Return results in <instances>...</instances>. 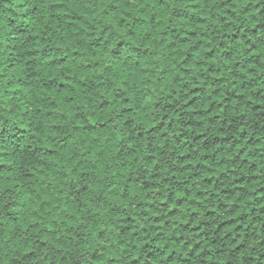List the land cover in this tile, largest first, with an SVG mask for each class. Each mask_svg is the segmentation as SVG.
I'll use <instances>...</instances> for the list:
<instances>
[{"label":"clouds","instance_id":"clouds-1","mask_svg":"<svg viewBox=\"0 0 264 264\" xmlns=\"http://www.w3.org/2000/svg\"><path fill=\"white\" fill-rule=\"evenodd\" d=\"M0 264H264V0H0Z\"/></svg>","mask_w":264,"mask_h":264}]
</instances>
